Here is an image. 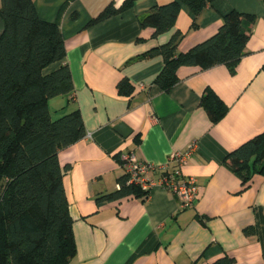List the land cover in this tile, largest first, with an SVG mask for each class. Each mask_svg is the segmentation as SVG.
I'll return each mask as SVG.
<instances>
[{"label":"crops","instance_id":"crops-1","mask_svg":"<svg viewBox=\"0 0 264 264\" xmlns=\"http://www.w3.org/2000/svg\"><path fill=\"white\" fill-rule=\"evenodd\" d=\"M64 1L33 3L40 19L58 23L64 39V58L44 71L68 65L74 89L63 112L77 109L85 128L82 138L57 155L60 165L71 166L63 177L76 244L69 264H209L224 256L233 264H264V176L255 175L240 190L239 177L222 163L264 130V0H215L195 17L181 4L175 26L157 36L152 28H140L139 19L170 0H136L92 24L106 6L124 0ZM230 9L256 18L234 73L224 65L182 66L170 90L154 84L162 57L139 56L167 42L175 30L183 33L177 49L186 52L213 35ZM123 78L131 85L129 94L117 89ZM206 88L228 107L215 123L200 106ZM66 99H52L50 108ZM119 122L131 129L127 137L114 129ZM192 142L195 149L181 171L199 188L192 206L180 208L179 198L160 186L145 198L97 200L117 189L124 175L121 153L133 151L158 166ZM159 175L155 170L150 178Z\"/></svg>","mask_w":264,"mask_h":264},{"label":"trees","instance_id":"trees-1","mask_svg":"<svg viewBox=\"0 0 264 264\" xmlns=\"http://www.w3.org/2000/svg\"><path fill=\"white\" fill-rule=\"evenodd\" d=\"M135 1L106 6L89 24L124 11ZM214 1L170 0L142 16L139 26L152 28V36H157L175 26L181 4L195 17ZM0 17V264H69L76 244L63 177L71 166L60 165L57 155L82 138L85 128L77 109L63 112L74 89L68 65L44 71L64 58V39L57 22L37 16L33 0H1ZM255 19L253 14L230 9L213 35L186 52L178 51L183 33L175 30L167 42L139 57H162L153 80L162 91L177 83L182 66L224 65L234 73L246 54ZM117 89L129 94L131 85L123 78ZM57 97L68 100L51 109L49 102ZM200 106L214 123L228 109L210 88L204 90ZM222 163L239 177L240 190L248 188L255 175L264 176V130L228 152ZM129 195L145 198L148 190L127 184L123 175L115 191L97 200ZM233 263V258L224 256L209 264Z\"/></svg>","mask_w":264,"mask_h":264},{"label":"built area","instance_id":"built-area-1","mask_svg":"<svg viewBox=\"0 0 264 264\" xmlns=\"http://www.w3.org/2000/svg\"><path fill=\"white\" fill-rule=\"evenodd\" d=\"M195 142L187 148L170 154L167 161L161 165L139 159L133 151L119 155V165L126 176V183L136 185L142 190H149L152 186H160L179 198L180 208L192 206L199 194V188L193 177H184L182 167L191 157ZM159 170L157 179H151L150 174Z\"/></svg>","mask_w":264,"mask_h":264},{"label":"water","instance_id":"water-1","mask_svg":"<svg viewBox=\"0 0 264 264\" xmlns=\"http://www.w3.org/2000/svg\"><path fill=\"white\" fill-rule=\"evenodd\" d=\"M114 129L119 132L123 137H127L131 133V129L123 122H119L115 125Z\"/></svg>","mask_w":264,"mask_h":264}]
</instances>
